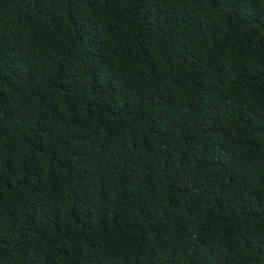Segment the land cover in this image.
I'll return each mask as SVG.
<instances>
[{
	"label": "trees",
	"instance_id": "1",
	"mask_svg": "<svg viewBox=\"0 0 264 264\" xmlns=\"http://www.w3.org/2000/svg\"><path fill=\"white\" fill-rule=\"evenodd\" d=\"M0 264H264V0H0Z\"/></svg>",
	"mask_w": 264,
	"mask_h": 264
}]
</instances>
